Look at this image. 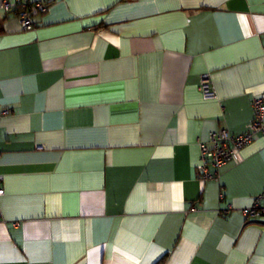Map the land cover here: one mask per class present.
<instances>
[{"label":"crops","instance_id":"0c3cea01","mask_svg":"<svg viewBox=\"0 0 264 264\" xmlns=\"http://www.w3.org/2000/svg\"><path fill=\"white\" fill-rule=\"evenodd\" d=\"M3 1L0 264H264V0Z\"/></svg>","mask_w":264,"mask_h":264},{"label":"built area","instance_id":"2783aa9c","mask_svg":"<svg viewBox=\"0 0 264 264\" xmlns=\"http://www.w3.org/2000/svg\"><path fill=\"white\" fill-rule=\"evenodd\" d=\"M3 8L11 9L14 4L10 0H4L2 4ZM38 8L42 11L48 10V5L39 2ZM18 17L23 29H31L35 26V21L32 12L26 9H22L18 13ZM201 90L205 97L210 98L215 95L214 86L212 85L209 75L204 74L203 82L201 84ZM254 116L250 123L249 130L237 136L230 134L228 130H222L220 133L214 132L211 136L214 141L212 147L202 144V156H203V173L205 178L215 177L209 171V167L213 166L219 169L225 165L232 157L237 153V150L247 143L251 142L255 136L259 133L264 135V96L256 97L253 100ZM10 110L0 107V120ZM5 194L2 178L0 177V198ZM264 194L260 195L255 202L242 209V213L246 218L256 217L264 215V203L261 199ZM232 205V204H231ZM3 218V209L0 202V219Z\"/></svg>","mask_w":264,"mask_h":264},{"label":"trees","instance_id":"16d2710c","mask_svg":"<svg viewBox=\"0 0 264 264\" xmlns=\"http://www.w3.org/2000/svg\"><path fill=\"white\" fill-rule=\"evenodd\" d=\"M22 6H23V4H21L20 1H18V3L15 4V5L13 6V8H16V11H18V13H19V11L23 9ZM37 7H38V6H37ZM29 11H30V10H29ZM30 12H31V11H30Z\"/></svg>","mask_w":264,"mask_h":264}]
</instances>
